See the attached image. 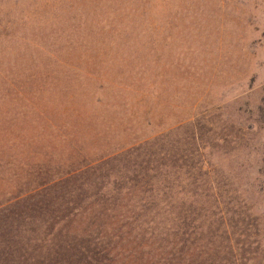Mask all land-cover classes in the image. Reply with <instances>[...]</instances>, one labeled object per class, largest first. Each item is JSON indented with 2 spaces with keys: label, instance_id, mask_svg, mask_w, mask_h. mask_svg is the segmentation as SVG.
Listing matches in <instances>:
<instances>
[{
  "label": "rangeland",
  "instance_id": "374dc122",
  "mask_svg": "<svg viewBox=\"0 0 264 264\" xmlns=\"http://www.w3.org/2000/svg\"><path fill=\"white\" fill-rule=\"evenodd\" d=\"M153 150L209 264H264V0H0V264L187 262L123 172Z\"/></svg>",
  "mask_w": 264,
  "mask_h": 264
},
{
  "label": "trees",
  "instance_id": "16d2710c",
  "mask_svg": "<svg viewBox=\"0 0 264 264\" xmlns=\"http://www.w3.org/2000/svg\"><path fill=\"white\" fill-rule=\"evenodd\" d=\"M161 137L159 138L157 137V140H159ZM153 141L154 140H150V141L142 143L141 145L133 147L132 149H129L128 151H125V152L123 151V153L120 152L114 155L113 157H111L110 159H108L109 161H105L103 165H106L107 163H112L116 161L117 159H120L123 157H129L130 155H135V153H138L142 148L150 145ZM155 152L156 150L152 151L151 158L149 160L147 159L143 160L145 162H148L147 165L144 166L142 163H137L133 161V162L128 163V168L123 171L124 173L130 176V179H129L130 183L127 182V184L129 183V185L131 186H136V188H142L144 192L147 194V197L144 199V205L141 206V208L142 210L144 208L145 213L147 215H152V217H148V219L150 220H147L146 224L152 227L161 226L162 235L164 236L162 241L165 243L164 248L170 249L171 252L169 254L171 257L172 255H174L173 246L176 245L177 237L181 236L179 239L180 243L188 244V242L190 241V245H193V244L197 245L194 249L189 247V249L186 251L187 262L183 264H198L196 261L200 258H205V257H209V259L204 260L206 264H209L210 262H212L210 260V255L211 253H213V251L206 249V247L203 248L199 244L200 241H202L203 239H206V236H205L206 234L201 232L199 229H201L205 223H208L207 219L206 218L202 219L201 216H198V218H187L186 217V219H184L180 217L183 215L182 211L180 212V209L176 207V205L173 202L167 201L168 198L165 197V195L168 193H166V191L171 192V190L175 186L171 187L168 184L167 186H162L160 184L158 185L157 179L158 178L160 179V177L164 175L163 173L161 174V172L165 170H163L161 165L159 166V164L154 167V164H156L154 161L157 160L155 156H159V158H161L160 156L161 153L159 152L155 153ZM152 158H153V161H152ZM92 171H95V170H92V169L87 170V174L92 173ZM159 174H160V177H159ZM88 175H91V174H88ZM122 179L124 181L127 180V178H124V177ZM60 182L64 183L66 181L60 180ZM131 182H136V184H132ZM64 187H66V185ZM117 187L119 186L116 185V187L114 188L115 192H119L121 190V189L118 190ZM126 188L127 186H125L124 184L122 190L123 189L125 190ZM41 189H39V191L37 192H40ZM98 192H101V188L98 189ZM65 194H68V193H63L62 197H64ZM157 194H163L162 196H164V198H162L160 201L155 199L156 198L155 195ZM109 201L110 199L106 200V199H103L102 197L101 199H98L95 203H93L90 206V209L92 210V207L95 206L98 215L102 217V215H105L110 210L109 205H108ZM190 213L191 211L187 210V215H190ZM175 215H178V216H175ZM185 220L189 221L190 226L197 225V227H192L190 231L179 234L181 228L184 225H186V223L183 224ZM208 226L211 227L212 223L208 224ZM210 231H211V228H210ZM187 235H188V238H187ZM197 249H200V253L203 256L198 257L197 256L198 254L195 255V251ZM62 254L63 252L55 253V258L54 260H52L51 264H66L65 260L61 256ZM167 255H168V252L165 253V256ZM84 260L86 261L89 260V257H84ZM173 260H175V257H173L171 260H167V257H166L165 264H173Z\"/></svg>",
  "mask_w": 264,
  "mask_h": 264
}]
</instances>
